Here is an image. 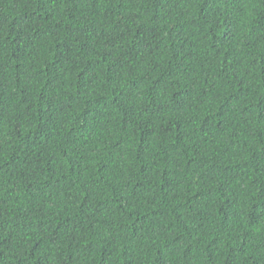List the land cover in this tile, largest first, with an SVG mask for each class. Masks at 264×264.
<instances>
[{
  "label": "trees",
  "instance_id": "1",
  "mask_svg": "<svg viewBox=\"0 0 264 264\" xmlns=\"http://www.w3.org/2000/svg\"><path fill=\"white\" fill-rule=\"evenodd\" d=\"M0 264H264V0H0Z\"/></svg>",
  "mask_w": 264,
  "mask_h": 264
}]
</instances>
